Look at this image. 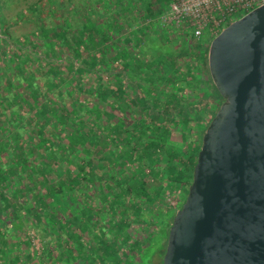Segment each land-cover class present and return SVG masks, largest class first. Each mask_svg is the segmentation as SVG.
Masks as SVG:
<instances>
[{
	"label": "trees",
	"instance_id": "trees-1",
	"mask_svg": "<svg viewBox=\"0 0 264 264\" xmlns=\"http://www.w3.org/2000/svg\"><path fill=\"white\" fill-rule=\"evenodd\" d=\"M7 1L0 0L2 259L11 264L17 250L13 264H95L110 238L97 214L112 222L110 205L149 197L143 168L153 171V151L164 141L157 135L166 137L152 121L176 120L187 129L180 149L163 152L170 170L164 184L185 198L202 134L222 102L207 70L208 47L200 72L194 64L175 66V51H184L180 45L190 35L171 41L154 24H141L163 12L169 0H49L44 8L31 3L18 16L37 30L18 37L8 31ZM156 61L157 68L168 65L165 73L151 68ZM201 74L209 88L200 87ZM176 82L184 85L176 88ZM98 146V157L88 158ZM172 218L161 221L166 237ZM34 237L40 238V254ZM140 249L130 250L138 263L144 257Z\"/></svg>",
	"mask_w": 264,
	"mask_h": 264
},
{
	"label": "water",
	"instance_id": "water-1",
	"mask_svg": "<svg viewBox=\"0 0 264 264\" xmlns=\"http://www.w3.org/2000/svg\"><path fill=\"white\" fill-rule=\"evenodd\" d=\"M207 70L222 102L161 264H264V4L211 39Z\"/></svg>",
	"mask_w": 264,
	"mask_h": 264
},
{
	"label": "rangeland",
	"instance_id": "rangeland-1",
	"mask_svg": "<svg viewBox=\"0 0 264 264\" xmlns=\"http://www.w3.org/2000/svg\"><path fill=\"white\" fill-rule=\"evenodd\" d=\"M9 1H10V3L8 4ZM36 2L39 3L40 7L44 8L46 2H49V0H8L7 1L6 5L3 8V13H4L5 17L7 18V22L9 23L8 24L9 25L8 31H10L14 37L15 36L18 37V36H21L24 34H28L29 32H31L33 30H37V27H36L34 22L29 21L27 19V17L25 18V16H23V15L20 17L18 16V15H20L21 10L23 8H25L27 5H29L31 3H36ZM166 7H167V5H166ZM43 11L45 12L46 10L43 9ZM242 15H243V13L236 16L233 20L239 18ZM158 16H159V14L155 17L147 18L145 21H142L141 24L142 25L154 24L155 28L161 32L162 29H161V27H159V23L157 22ZM16 19H18V21H16ZM137 26H138V24H136V27ZM162 32H165V31H162ZM165 35L167 37H169L171 39V41L175 40V38H176L175 37L176 35L172 34V33H166ZM207 37H208V35L205 32L203 35V38H202L203 40H201L200 43H197L196 40H192V38H190V39L187 38L186 40L183 39L184 42L182 45H180V47L181 48L184 47L185 48L184 51L182 50L183 52L180 53L179 55H178V52L175 51L176 55L173 56L171 61H173V63L175 64V66H177V68H180L181 65H185V64H188L189 66H190V64L191 65L194 64L195 66L197 65L199 67V65H201L200 56H202V54L205 53L204 49H205V47H208V45L212 39V38H207ZM121 41L123 43H125V41H126L125 36L121 37ZM157 65H158V62L156 61L155 63L152 64L151 68L155 69V68H157ZM167 69H168V65L163 64L162 66L158 67L156 70L157 71L159 70L162 73L163 72L165 73V71ZM179 85L181 86L184 84L181 82L175 83V86H179ZM200 119L203 120L204 117L202 116ZM168 123H169V125H166L164 130H166L167 134L169 135L170 133L173 132L174 126L170 122H168ZM167 134H166V136H167ZM188 139H189V137L184 138L183 142L188 140ZM165 140H166V137H165ZM187 143H189V142L187 141L186 144ZM186 144H184V145H186ZM169 147H171L173 149H180V148H177L176 146H169ZM101 151H102L101 147L98 146L95 149H93V154L87 155V157L88 158L89 157L90 158L98 157V155L101 153ZM79 156L82 157V154L79 153ZM164 161H165V159L163 160V163H164ZM150 165H151V163H150ZM126 167H128V165H126ZM140 169H141V167H140ZM163 169H164V171H163ZM163 169H162V172L160 174V177L153 178L152 177L153 171L148 170L146 168H143V170L145 171V174H143V176L146 177V175H148L147 179H151V177H152L154 179V180L152 179L153 184L156 183V185H158L157 189H155L153 191H147V193L149 194V197H147V199L144 200V202L128 204L126 206H122L119 203H117L116 205H110L111 209L114 210V212H115V222L117 223V225H116L117 227H115V228L113 227L112 229H114V230H111V231L107 230V232L109 233V237H110L108 239V242L110 244L105 246V247H103V246L100 247L101 248L100 250L102 252H99L97 254L98 259L94 260L95 264H105V263H103L104 261L110 262L113 258L115 259L113 264H115L117 262H118V264H142V263L143 264H149V263L161 264L162 263V257H163L164 249H165V245H166L165 241H166L167 237H166V228L165 229L163 228L164 224H161V221L164 220L165 217H168V218L173 217L175 214V211L178 209V208H176V209H174V208L182 200V197L184 198V196H182L183 195L182 193H179L176 189H174L171 186L172 184H164L165 183V176L170 174L169 173L170 170L168 169V167H165ZM126 179H127V177H126ZM159 182L163 183V185L159 184ZM185 197H186V195H185ZM75 203H76V206H78L80 204L79 200L77 198H75ZM112 204H115V200H112ZM152 206H153V208H152ZM82 207H83V205H82ZM178 207L180 208L181 206L178 205ZM83 209H86V207H83ZM162 209H163V211L166 209H168L169 211L162 213L161 212ZM79 211H80V209H79ZM87 211H90V209H87ZM125 215H127V217H129V222L123 221V219L125 218L124 217ZM97 217H100L101 221L103 222V220L107 216L103 212H101L100 214H97ZM147 218H149V219L152 218L154 220L155 224H157L156 230L153 226H149V225H151V224H149L150 223L149 221H147L148 223L147 222L143 223V221L141 220V219L146 220ZM134 223L140 224V230L139 231L129 230V232H128L127 231L128 228H130L131 224H133V226H134L135 225ZM87 224H88V222H87ZM109 224L111 225V222ZM145 224H146V226H145ZM79 225H81V223H79ZM141 229H142V231H141ZM92 231H94V233H95V238L97 240H99L100 238L98 235L100 233V230H98V228L96 229L94 226ZM118 231H121V232L123 231L122 232V238L119 236L120 237L118 239L119 243L117 241V238L115 237V235L118 233ZM66 232H68V235H69L70 232H72V230L69 231V229L66 228ZM28 234H30L32 236L33 232L29 231ZM167 235H168V233H167ZM39 237L41 238V236H39ZM123 237H125V239L128 242H126V240H124ZM19 238L20 237L16 236L17 240H19ZM40 238L34 237L33 239H31V241L34 244V247L37 250L38 254H40V251H41ZM45 238H47V237L45 236ZM12 240H15V238L10 237L9 241L13 242ZM129 241H131V243H129ZM133 246L135 247V250L139 249L141 247L140 253H142L144 257H142V259H141L142 261L140 263H138L136 260H134L135 257H133V259H131V255H133V253H131L130 250ZM22 247H24V246H22ZM22 247H21V249H23ZM54 247H56V246H54ZM93 248L95 249V246H93ZM0 249H1V247H0ZM91 249L92 248L87 247L88 252L91 251ZM5 250L6 249L0 250V264H7V261L5 263L2 259L3 254L6 253ZM9 250L11 251V248H9ZM10 251H9V253H10ZM29 251H30V249H23V252H29ZM80 251H81V249H80ZM32 252L34 253L35 250ZM32 252L30 251V253H32ZM75 252H77V251L75 250ZM78 256H81V254L79 252H78ZM99 256H101L104 261L100 260ZM124 257H125V259H123ZM17 258H18V251L16 250L15 253L11 254V264H13V260L17 259ZM42 264H45V263H42Z\"/></svg>",
	"mask_w": 264,
	"mask_h": 264
},
{
	"label": "built area",
	"instance_id": "built-area-1",
	"mask_svg": "<svg viewBox=\"0 0 264 264\" xmlns=\"http://www.w3.org/2000/svg\"><path fill=\"white\" fill-rule=\"evenodd\" d=\"M263 4L264 0H170L157 22L162 31L190 35L200 43L205 32L213 38L236 16Z\"/></svg>",
	"mask_w": 264,
	"mask_h": 264
},
{
	"label": "crops",
	"instance_id": "crops-1",
	"mask_svg": "<svg viewBox=\"0 0 264 264\" xmlns=\"http://www.w3.org/2000/svg\"><path fill=\"white\" fill-rule=\"evenodd\" d=\"M197 68H198V70H199V72L202 70V66L201 65H199V67L197 66ZM194 73V72H193ZM202 73V72H201ZM198 75H199V73H198ZM198 82H199V84H200V87H207V88H209L210 86H209V83H208V77L206 76V75H200L199 77H198ZM174 86H175V84H174ZM176 88H179L180 87V85L179 86H175ZM181 87H182V85H181ZM163 87H161V89H162ZM217 103V102H216ZM148 119L149 118H147V122H148ZM178 120V119H177ZM153 122V124L155 125V126H157V127H160L162 130H164V128H165V126L166 125H169V123H167V121H164V120H158V121H152ZM176 120L174 121V122H171V124L174 126V130H173V132L172 133H170L169 135L167 134V132H166V134H167V136H166V140H165V138H164V133L163 134H159V135H157V137H158V139H162V140H164L163 141V143L162 144H160V146H159V150L157 149H155L154 151H153V156H152V158H153V167H152V169H154L153 170V175H152V177L153 178H156V177H160V174H161V172H162V169L163 168H165V166H168V163H167V161H166V154L165 153H163L164 151L166 152V153H168L169 151H172L173 150V148H171V147H169V146H176L177 148H181L182 147V132L184 131V130H186L187 131V129H183L182 127L180 128L178 125L179 124H176ZM186 122V121H185ZM184 122V123H185ZM152 124V123H151ZM168 137V138H167ZM164 138V139H163ZM178 150V149H177ZM165 159V161H164V163H163V160ZM163 171H164V169H163ZM151 177V179H148V183L146 184V188H145V190L146 191H153V190H155V189H157V187H158V185H156V183H154L153 184V181H152V178ZM148 178V177H147ZM154 180V179H153ZM159 184H161V182H159ZM160 187V186H159ZM130 200V199H129ZM146 200V199H145ZM122 202H124V201H122ZM138 203H141V202H138ZM144 210V209H143ZM107 217L105 218V220L102 222V224H101V227L103 226V227H105L106 228V231L108 230V231H111V230H114V229H112L113 227L115 228V227H117L116 225H117V223L115 222V219H113V221L111 222V219L108 217V215H106ZM125 218L123 219V221L124 222H129V217H127V215H125L124 216ZM142 221H143V223H145V222H147V220L145 221V220H143V219H141ZM151 219H149V224H151ZM111 222V225L109 224V223ZM148 223V222H147ZM135 224V223H134ZM148 224V225H149ZM145 226H146V224H145ZM144 226V227H145ZM149 226H151V225H149ZM131 228V229H130ZM130 228H128V232H129V230H133V231H139L140 230V224H135L134 226H133V224H131L130 225ZM154 228H155V230L157 229L156 228V226H154ZM141 231H142V229H141ZM123 232V231H122ZM122 232L121 231H118V233L115 235V237L117 238V241H118V239L121 237L122 238ZM120 236V237H119ZM139 237V236H138ZM137 237V238H138ZM123 239L124 240H126L125 239V237H123ZM126 242H128L127 240H126ZM118 243H119V241H118ZM129 243H131V241H129ZM110 244V243H109ZM136 244V243H135ZM113 248V247H112Z\"/></svg>",
	"mask_w": 264,
	"mask_h": 264
}]
</instances>
